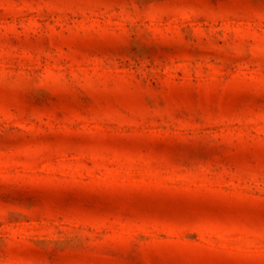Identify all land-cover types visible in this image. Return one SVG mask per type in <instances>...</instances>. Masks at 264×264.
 I'll use <instances>...</instances> for the list:
<instances>
[{
	"label": "rangeland",
	"instance_id": "obj_1",
	"mask_svg": "<svg viewBox=\"0 0 264 264\" xmlns=\"http://www.w3.org/2000/svg\"><path fill=\"white\" fill-rule=\"evenodd\" d=\"M0 264H264V0H0Z\"/></svg>",
	"mask_w": 264,
	"mask_h": 264
}]
</instances>
